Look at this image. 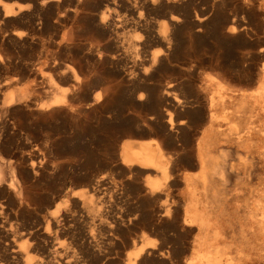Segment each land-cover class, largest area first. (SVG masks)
Here are the masks:
<instances>
[{"label":"bare ground","instance_id":"1","mask_svg":"<svg viewBox=\"0 0 264 264\" xmlns=\"http://www.w3.org/2000/svg\"><path fill=\"white\" fill-rule=\"evenodd\" d=\"M178 1L173 0L172 4ZM108 2L110 0H0V264H105L108 248L119 243L123 249L134 247L138 242L126 233L132 227L143 226H151L162 236H168L169 231L177 233L193 227V241L186 245L181 243L178 248L171 245L176 255L190 252L186 259L183 256L184 264H251L253 260L264 259L261 242L253 245L252 248L260 245L254 254L245 251L252 237H262L264 243V188H261L260 199L256 203L259 211L255 212L249 236H226L225 230L230 228L231 232L233 228L221 218L210 221L203 215L209 202L217 207L222 204L225 191L230 189L227 185L238 179L237 174L227 169L229 159L233 157L229 148L240 144L231 126L227 132L218 127L211 133L214 149L220 150V160L216 159L220 158L219 154L215 157L210 150L198 149L196 161L201 167L198 178L203 199L187 204L181 213V221L178 220L180 203L186 195L183 200L174 198L175 201L169 203V184H163L159 177L167 179L174 162L167 147L188 139L183 126L186 122L192 124L200 120L201 112L197 108L178 112L177 116L184 118L179 119L177 126L174 125L173 112L168 106L180 104L182 100L174 94V83L162 78L161 72L167 63L159 50L148 53V56L144 54L147 57L145 62L139 61L137 52L129 62L117 60L120 54L123 55V50L115 43L114 37L119 27L124 29V24L121 22L123 19L108 17ZM154 2L150 0L151 5ZM168 15L161 30H148L143 38L136 36V42L154 41L167 48L171 39L168 25L175 27L173 36L191 33L192 29H196L197 36L209 21L215 23L219 17L195 14L190 26L186 21L179 25L180 17ZM22 23L30 26L28 30L14 27ZM234 26L229 29L231 35L236 32ZM261 33L264 35V28ZM81 38L83 49L93 58L90 63L94 68L88 73L65 62L59 54V51L71 53ZM45 44L52 45L58 52L45 53ZM25 46L34 48L33 56L26 55L23 51ZM100 64H108V68L105 70L103 67L102 72L97 67ZM255 80L264 85V64ZM192 85L185 83L182 87L191 92ZM240 90H236V97L241 103L247 102L248 97L253 103L259 102L258 106L264 101V92H251L248 96ZM133 108L151 111L148 119L135 120L136 128H155L156 119L163 120L162 126L157 128L166 132L164 140L133 137L129 123L121 119ZM113 118L117 121H112ZM210 166L212 172L208 174ZM99 168L115 171L116 180L100 173ZM77 184L83 187L78 185L79 188H75ZM107 189L110 194L106 199ZM93 195H101L100 202L108 206V214L111 215L109 234L119 233L121 236H105L100 240L96 236H88L89 232L85 233L83 225V228L78 227L76 212L86 206L92 208L90 201ZM43 225L45 230L40 231ZM77 228L82 236H48L51 231L73 234ZM66 239L70 240V246L77 247V251L66 245ZM166 239L157 249L153 243L141 242L128 254L126 261L121 263L120 258L116 261L114 257V262L108 260L107 263H165L166 255L170 253Z\"/></svg>","mask_w":264,"mask_h":264},{"label":"rangeland","instance_id":"2","mask_svg":"<svg viewBox=\"0 0 264 264\" xmlns=\"http://www.w3.org/2000/svg\"><path fill=\"white\" fill-rule=\"evenodd\" d=\"M7 1H12V0H7ZM252 1L253 0H181V1L179 0L178 1L179 3L177 2L175 4H172L173 0H155L154 5H151L150 0H143V1L142 0L141 1L140 0H128V1L110 0V2H108L109 3L108 17L109 18L113 17L112 18L113 20H119V21L123 19L121 22L124 24V29L122 28L123 26L119 27L117 35L116 37H114L115 43L117 45H120L121 49L123 50V55H121L120 54L121 51H119L120 57H118L117 60L123 61V63L129 62L131 61L132 56L134 55L133 53L137 52L138 58L140 59L139 61L145 62V60L147 59V57L145 56H148L149 55L148 53L159 50L162 53L163 57L166 58V63H167V67L163 69L161 72L162 78L165 81H172L174 83V86L172 88L174 89V94L176 95V97L181 98L182 100L180 104L168 106L169 109H171L173 112L172 118L174 120V125L177 126L179 119L184 118L177 116L178 112H182L185 109H193V108H197L201 112L200 120H197L192 124L186 122L187 124L185 123V125L183 126L186 129V133L188 134V139L179 141L178 145H174L175 147L173 145L167 147L168 152L173 155L172 159L175 162V164L174 162L172 163L171 166L173 169L172 168L170 169L167 179H163L159 177L160 181L163 184L165 183L169 184V188H168L170 191L169 203H173L175 200L176 201H179L180 199L183 200L184 196L186 195L184 198L185 200L180 203L181 209L177 216L179 221H181L180 218L181 213H183V211L187 207V204L189 205L195 204L196 202L195 199H199V198L200 200L203 199L202 185L200 179L198 178L201 167L198 165L196 161V154L198 149L201 148L203 150L205 149L210 150L212 154L215 155V157H217L219 154L220 158L218 156L216 159L220 160L221 153L219 152L220 150L217 149L216 151V149H214V144L212 142L214 138L212 137L211 133H213L214 130L215 131L218 130V127L219 129L220 127L223 128L224 130L226 129L225 131L227 132V130L231 126L238 135L240 139V144H238V146H232L231 148H229V150L231 151V156L233 157L230 158L231 160L229 159L227 169L229 168L228 170H231L235 174H237L238 179L239 178L240 179L239 180L237 179L235 181L237 184L233 182L234 181L233 179L232 181L233 183L230 182L227 185V188H230L231 190L227 189V191H225V194L223 195L224 197L222 198L223 199L222 204H220L217 207L215 203L209 202V204L206 205V208L203 211V215L205 214L204 216L208 217L207 219H210V221L213 220L214 218L223 219L226 225L233 228V231H231L233 234H231V232L229 231L230 228H227L226 226L227 228L225 230V234H227L226 236L230 234L232 236H238V238H240L239 236H249L250 231L252 230L251 226L254 224L255 212L259 211L258 207L256 206V203L260 199L259 194L264 188V107H263L264 101L263 102L260 101L261 104H259V106L262 105L263 108L262 109L260 108L259 110L258 109L259 102L253 103L248 97V101L250 100L249 102L252 103H249L248 101L245 103H241L239 97H236L238 96L236 95V90L238 91V89H242L240 90L242 92L245 91L244 93L247 94L248 96L256 92L257 93L264 92L263 91L264 85L257 82L256 80L253 81V79L257 75L258 70L264 64V48H263L264 35L263 33H261L262 29L264 28L263 26L264 7L262 6V4L264 5V0H257V1L255 0L253 2ZM162 2L164 4H162ZM159 3L161 6L163 5L162 6L163 8L159 6ZM257 5H259L260 7ZM168 13L181 18V22L178 23L179 25H182L186 21L190 23V26H192L191 23L195 14L201 15L202 13H206V15L210 17L214 16L216 18L218 17V15L219 17L215 23H213V21H209V23L206 24V27H204L202 31L197 32L196 34L197 36H195L196 29H192L190 31L191 33L194 32V34L192 35L191 33L186 32L184 34L179 33L181 35V36L179 35V37L178 34H175L176 36L175 37L173 36V30L175 27L168 25L167 32L169 34V37H171V39H169V44L167 48H165L163 45H160L159 43L157 44L154 41H148L145 44H141L142 42L139 41L136 42L135 37L139 36L143 38L144 35H146V31L148 30H152V31L161 30L162 24L168 20L166 19L169 17ZM150 23L151 25L149 26ZM231 25L232 26L235 25L234 27H236L235 28L236 32L232 35L230 34V30H229L232 27ZM14 27L19 30H28L30 26L28 24L22 23V24H16L14 25ZM82 41L83 38H81V41L78 42L72 48L71 53H67L65 51H59V54L62 57V59L64 57L63 60L65 62L71 63L72 65L75 66V68L80 69L83 73H88L92 71V69L94 68L93 63H90L93 61V58H91L86 53L85 49H83ZM25 47L26 48H24L23 51H25L26 55H28L29 57L33 56V54L31 53H34L35 51L34 48H30L27 46ZM43 50L45 53L49 52L47 54H50V51L51 53L52 52L55 53L56 51L58 52V50L55 47H53L52 45L49 46V44H45L43 46ZM142 56L145 58L143 59ZM71 57L73 58L72 61H71ZM117 60L115 59V61ZM97 67L99 68V70L103 72V67L106 70L108 68V64H103V65L100 64ZM185 83H189L191 85L193 84L191 92L187 91L182 87V84ZM194 97H195V102L192 103ZM236 99L239 101H237ZM222 102L223 104L224 103L226 104L223 105ZM124 115L122 116L121 119L126 120L129 123L130 130L134 132V134H132L133 137L139 139L155 138L156 140H164V138L166 137L165 136L166 132L160 131L159 128H157V126L161 127L163 124V120L161 121L158 118L156 119L157 126L155 128L147 129V128L135 127L134 122L137 118L143 120V119H148L150 117L149 115H151V111L149 109L133 108L132 110L127 112V115L126 113ZM112 121H117V119L113 118ZM93 124L95 125L96 123L93 122ZM210 129L211 130L213 129V131H211ZM172 146L173 148H171ZM224 148L228 149L225 146ZM109 153L110 150H108V156ZM210 168L208 169V174L212 172V167L210 166ZM99 169H100V173H106V175L110 180H114V179L116 180L115 171H111L109 169L108 170L105 169L101 170V168ZM250 174L251 177L248 176ZM184 177H188L189 180H186L187 181L186 182ZM78 185L79 187L82 186V184H77L74 185V187L79 188ZM106 191H105V197L107 199L110 192H108V189ZM172 194H174L175 197ZM99 196L101 195L98 196L93 195L91 197L90 206H92V208L86 206L80 208L81 210L79 209L80 211L78 212H80L81 214L76 212V217L79 222L78 227L83 228L84 226L83 230L85 231V233L89 232L88 236H96V238H99L100 240L105 236H119V235L121 236L122 234L119 233L117 235L109 234L108 224L111 221L110 218L111 215L108 214L107 204H103L102 202H100L101 199L99 198ZM190 199H192V201H189ZM215 207L217 208V210L215 209ZM150 208L154 209L153 206ZM213 208L215 209V212L218 210L220 212L215 213ZM100 209L102 211H100ZM144 210L145 212L147 210L146 204L144 206ZM217 214H219V216ZM213 215L215 216L213 217ZM220 215L221 216L223 215L222 216L223 218L220 217ZM78 216L80 217V219ZM154 216L155 218H157V214H155ZM173 216L172 218H174ZM63 226L65 227V224ZM42 228L40 229V231L45 230V225H43ZM153 229L154 228H152L151 226L150 227L143 226V228L132 227L130 231L127 232L126 234L130 236L129 237L130 239L134 238L133 240L136 239L135 241L138 242L136 243L137 245H135L134 247H137L141 242L148 241L156 245L155 249H157L165 241L164 238H167L166 248H169L168 250L170 253L173 252L174 248H178L180 246L179 244L182 243L186 245L187 242H188L187 244H189V242L193 241V239L195 238V230L193 227L192 228L186 227V229L184 230L185 232L183 230L178 231L180 233L169 231L170 235L168 234V236H162L158 233V231H155L156 229L154 230ZM62 232L65 231H61L57 233L51 231L48 233V236H82L81 231L78 228L76 231H74L73 234H67L66 232L65 233ZM253 238L254 237L250 239L249 242L250 247L249 246L245 247L246 248L245 251H249L251 252V254H254L253 251L260 247V245H258L259 247L256 245L257 246L256 248H252L254 244H259L261 242L260 244L264 245V243L262 242V237L259 238V236H255L254 240ZM180 240L183 241L181 242ZM69 242L70 240L66 239L65 241L66 245H68V247H71V249L73 248L75 251H77L76 250L77 247L74 248L72 244L70 246ZM172 244L174 248H172L171 246ZM119 245L120 243L117 244L116 246L114 245L113 247L110 246L108 248L109 254L107 257L108 258L107 262L108 260L114 262L115 258H117L116 261L117 260L120 261L121 259V263H122V261L123 262L126 261V257L128 256V254L134 250V247L132 246L123 249L121 245L120 246ZM123 250L125 251L122 252ZM170 253L166 255L165 258L166 264H175V263L181 264L183 263L182 261H185L184 259H186L187 256L190 254V252L189 253L186 252L187 254L183 253L184 255L180 254L179 256V254L176 255L174 254V252L171 254ZM121 256L124 257L125 259H123ZM183 256L186 257L184 258ZM176 257H178L179 259ZM172 258L175 260H173ZM136 263L144 264L138 262ZM165 263H161V264H165ZM251 264H264V259H260L259 261L253 260Z\"/></svg>","mask_w":264,"mask_h":264}]
</instances>
